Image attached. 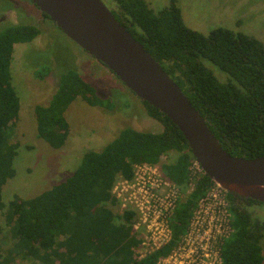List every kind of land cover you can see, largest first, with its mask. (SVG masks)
I'll return each instance as SVG.
<instances>
[{
	"label": "trees",
	"instance_id": "1",
	"mask_svg": "<svg viewBox=\"0 0 264 264\" xmlns=\"http://www.w3.org/2000/svg\"><path fill=\"white\" fill-rule=\"evenodd\" d=\"M30 2V1H29ZM109 10L179 86L231 156H264V46L258 40L217 28L207 36L188 29L175 0L154 13L144 0H108ZM45 19H49L42 14ZM39 35L33 25L10 24L0 30V213L10 247L0 248V264H156L185 233L192 211L214 185L200 175L192 191L177 203L169 221L170 241L135 257L140 242L133 233L135 215L114 213L111 190L117 179L131 180L137 163L158 164L162 174L184 194L190 183V151L178 129L158 110L142 102L159 133L125 128L101 151H86L79 166L63 182L38 196L14 197L5 206L2 187L15 175L17 146L11 143L19 98L11 85L10 65L15 44L31 43ZM208 61L228 77L220 83L203 64ZM80 97L90 106L110 108L107 100L73 70L64 72L46 106H36L38 138L60 149L68 136L64 112ZM233 233L220 246L221 264H263L264 221L254 206L264 205L226 192Z\"/></svg>",
	"mask_w": 264,
	"mask_h": 264
},
{
	"label": "rangeland",
	"instance_id": "2",
	"mask_svg": "<svg viewBox=\"0 0 264 264\" xmlns=\"http://www.w3.org/2000/svg\"><path fill=\"white\" fill-rule=\"evenodd\" d=\"M101 1L109 8L108 0ZM144 1L154 13L172 2ZM175 4L184 25L192 31L207 36L214 29L223 28L252 37L264 46V0H175ZM10 24L36 26L39 35L31 43L15 44L13 48L11 85L19 98V111L10 139L17 146L13 160L15 175L7 180L1 192L5 206L14 197L32 199L63 182L79 166L86 151H101L125 128L151 133L162 130L114 74L68 39L31 2L0 0V30ZM203 64L220 83L228 79L208 61ZM69 70L76 71L95 90L96 96L107 100L111 107L90 106L77 97L64 112L69 127L65 144L53 149L37 136L34 108L49 103L60 76ZM174 158L173 154L166 155L163 162ZM111 209L117 214L123 212L119 203ZM251 210L264 221V205ZM8 247V228L0 213V248ZM149 250V246L139 244L135 257L139 259ZM13 264L29 263L16 260Z\"/></svg>",
	"mask_w": 264,
	"mask_h": 264
},
{
	"label": "water",
	"instance_id": "3",
	"mask_svg": "<svg viewBox=\"0 0 264 264\" xmlns=\"http://www.w3.org/2000/svg\"><path fill=\"white\" fill-rule=\"evenodd\" d=\"M73 43L181 133L203 174L225 192L264 204V156H231L160 64L101 0H28Z\"/></svg>",
	"mask_w": 264,
	"mask_h": 264
},
{
	"label": "built area",
	"instance_id": "4",
	"mask_svg": "<svg viewBox=\"0 0 264 264\" xmlns=\"http://www.w3.org/2000/svg\"><path fill=\"white\" fill-rule=\"evenodd\" d=\"M165 157H161L158 164H135L132 179H117L111 190L112 197L120 204L122 211L134 213L133 233L141 245L149 246L148 253L170 241L169 221L176 205L192 191L193 180L203 175L199 164L193 159L190 183L183 194L161 172L160 165L165 163ZM232 233L226 192L218 185H213L197 202L179 242L156 264H221L220 246Z\"/></svg>",
	"mask_w": 264,
	"mask_h": 264
}]
</instances>
